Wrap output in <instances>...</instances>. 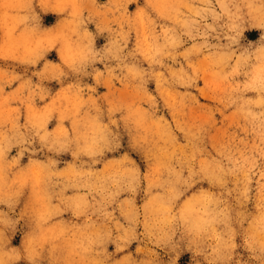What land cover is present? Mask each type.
Wrapping results in <instances>:
<instances>
[{"label":"clouds","instance_id":"9594fccd","mask_svg":"<svg viewBox=\"0 0 264 264\" xmlns=\"http://www.w3.org/2000/svg\"><path fill=\"white\" fill-rule=\"evenodd\" d=\"M0 264H264V0H0Z\"/></svg>","mask_w":264,"mask_h":264},{"label":"rangeland","instance_id":"374dc122","mask_svg":"<svg viewBox=\"0 0 264 264\" xmlns=\"http://www.w3.org/2000/svg\"><path fill=\"white\" fill-rule=\"evenodd\" d=\"M53 21H54V17H48V18H46V20H45V22H46L47 24H51ZM122 94H124V93H122ZM194 115H196V114L194 113ZM15 243H19V239H17V241H15ZM183 259H184V260H187V256H185Z\"/></svg>","mask_w":264,"mask_h":264},{"label":"crops","instance_id":"0c3cea01","mask_svg":"<svg viewBox=\"0 0 264 264\" xmlns=\"http://www.w3.org/2000/svg\"><path fill=\"white\" fill-rule=\"evenodd\" d=\"M49 17H52V16H49ZM48 18V17H47Z\"/></svg>","mask_w":264,"mask_h":264}]
</instances>
